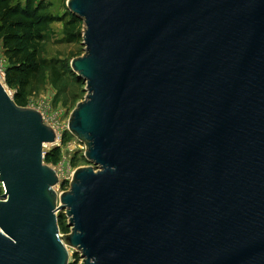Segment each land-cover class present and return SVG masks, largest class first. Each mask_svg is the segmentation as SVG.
I'll return each instance as SVG.
<instances>
[{"label": "water", "instance_id": "water-1", "mask_svg": "<svg viewBox=\"0 0 264 264\" xmlns=\"http://www.w3.org/2000/svg\"><path fill=\"white\" fill-rule=\"evenodd\" d=\"M93 165L60 195L55 130L0 81V264H264V0H68ZM71 233L60 234L58 211Z\"/></svg>", "mask_w": 264, "mask_h": 264}, {"label": "rangeland", "instance_id": "rangeland-1", "mask_svg": "<svg viewBox=\"0 0 264 264\" xmlns=\"http://www.w3.org/2000/svg\"><path fill=\"white\" fill-rule=\"evenodd\" d=\"M22 1V0H21ZM68 0H54V4L49 12L55 15L63 16L68 11ZM70 17V16H69ZM68 17V18H69ZM80 39L76 42H68L66 30L64 28L65 22L58 21L52 23L46 33V39L41 43L39 50V58L43 62L41 70L32 77L30 85L27 87L25 96L21 102L23 107H31L40 109L46 114L48 121L54 124L62 133V140L60 146L48 145L45 147V152L51 151L54 147H59L60 158L58 163H47L52 168H62L64 175L72 178V173L81 167L93 165L88 162L84 155L86 145L80 141L74 134L68 130V120L71 114L76 109L79 103L83 102L87 95V85L82 78L69 73H63V65L66 64L71 68V61L74 58L81 57L85 54L86 48L83 43L85 24L80 19ZM3 51H0V55ZM5 54V53H4ZM6 56V55H5ZM61 71L58 76L55 72ZM6 81V80H5ZM6 86V82H1ZM15 97L18 89L12 88ZM15 100V98H14ZM61 160H65L63 164ZM94 166V165H93ZM95 169L98 167L94 166ZM68 182V181H67ZM68 186H60L59 190H70V181ZM2 192L0 190V196ZM58 224L60 234L62 237L71 233V227L66 211H58ZM69 250L70 261L73 262L76 256L79 258V264L82 262L81 251L75 247L67 244Z\"/></svg>", "mask_w": 264, "mask_h": 264}, {"label": "trees", "instance_id": "trees-1", "mask_svg": "<svg viewBox=\"0 0 264 264\" xmlns=\"http://www.w3.org/2000/svg\"><path fill=\"white\" fill-rule=\"evenodd\" d=\"M51 7L52 3L47 0H0V49L4 50L8 59L6 83L10 88L18 89L14 98L19 105L32 77L44 65L39 58V50L49 26L63 21L68 34L67 41L76 42L80 39V18L69 11L63 16L55 15L49 12ZM61 69L63 73L68 74L70 71L76 76L69 65L64 64ZM59 74L61 71L55 72L56 76ZM59 155V147H54L46 153L44 161L56 164ZM70 264H79L78 256Z\"/></svg>", "mask_w": 264, "mask_h": 264}, {"label": "built area", "instance_id": "built-area-1", "mask_svg": "<svg viewBox=\"0 0 264 264\" xmlns=\"http://www.w3.org/2000/svg\"><path fill=\"white\" fill-rule=\"evenodd\" d=\"M7 64H8V59H7V57L2 53L1 55H0V81L2 82H6L5 80H6V68H7ZM5 87V89L7 90V92H8V94L9 95H11L12 97H13V94H14V92H13V90H12V88H10L8 85H7V83H6V86H4ZM40 112H41V114H42V117H43V120H44V122L46 123V124H48L49 126H51L54 130H55V133H56V141H55V143L54 144H52V145H54V146H56V145H58V146H60V144H61V140H62V138H63V136H62V133L60 132V130L58 129V127H56L54 124H51L49 121H48V119H47V117H46V114L43 112V111H41L40 109H38ZM70 119V118H69ZM68 130H69V132L70 133H72L71 131H70V129H69V120H68ZM85 151H86V149H85ZM84 155H85V152H84ZM65 162V160H61L60 161V163L61 164H63ZM55 171H56V173H57V175H58V178H59V182H58V184L55 186V190L57 191V193L60 195L61 193H63L64 191H62V190H59L60 189V186H68V182L70 181V184H71V182H72V180H73V176H74V172L72 173V178L70 177H67V176H65L64 175V171L62 170V168L60 167V165L58 166V168H53ZM68 181V182H67ZM0 190H1V192H2V194L4 193V192H6V188H5V184H4V182H2V181H0Z\"/></svg>", "mask_w": 264, "mask_h": 264}, {"label": "crops", "instance_id": "crops-1", "mask_svg": "<svg viewBox=\"0 0 264 264\" xmlns=\"http://www.w3.org/2000/svg\"><path fill=\"white\" fill-rule=\"evenodd\" d=\"M22 1H24V0H22ZM48 2H50V3H52V4H54V0H47ZM55 23V22H54ZM0 51H3L2 53L4 54V50L1 48L0 49ZM5 55V54H4Z\"/></svg>", "mask_w": 264, "mask_h": 264}, {"label": "bare ground", "instance_id": "bare-ground-1", "mask_svg": "<svg viewBox=\"0 0 264 264\" xmlns=\"http://www.w3.org/2000/svg\"><path fill=\"white\" fill-rule=\"evenodd\" d=\"M2 82H3V81H2ZM48 145H49V144H48ZM48 145H47V146H48Z\"/></svg>", "mask_w": 264, "mask_h": 264}]
</instances>
